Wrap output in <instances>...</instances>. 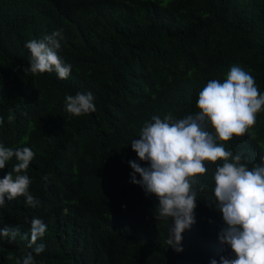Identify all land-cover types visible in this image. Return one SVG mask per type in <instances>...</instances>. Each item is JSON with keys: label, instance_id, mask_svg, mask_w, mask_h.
Returning a JSON list of instances; mask_svg holds the SVG:
<instances>
[{"label": "trees", "instance_id": "obj_1", "mask_svg": "<svg viewBox=\"0 0 264 264\" xmlns=\"http://www.w3.org/2000/svg\"><path fill=\"white\" fill-rule=\"evenodd\" d=\"M57 30L69 77L32 74L25 44ZM234 65L264 94V0H0V144L35 153L21 174L40 201L33 208L22 196L5 198L0 230L17 227L20 234L12 243L0 236V264H22L30 252L35 264L234 259L218 239L225 224L213 177L222 161L205 162L180 252L167 243L173 220L158 218V199L131 182L129 166H150L131 148L145 123L153 116H195L200 91L211 80L223 82ZM77 92L93 94L95 112L66 111L65 97ZM224 147L241 153L249 170L261 163L264 106L249 132ZM16 163L13 157L0 169V180ZM33 218L47 226L36 242L45 246L39 255L36 245L27 246Z\"/></svg>", "mask_w": 264, "mask_h": 264}, {"label": "clouds", "instance_id": "obj_2", "mask_svg": "<svg viewBox=\"0 0 264 264\" xmlns=\"http://www.w3.org/2000/svg\"><path fill=\"white\" fill-rule=\"evenodd\" d=\"M62 39V30H57L41 40L27 42L25 48L31 55L28 71L34 75L54 71L59 79H67L71 65L65 64L58 55ZM94 100L91 92L67 95L66 111L73 116L95 112ZM262 106L264 94L259 91L254 78L234 65L223 82L211 80L200 91L195 116L175 121L171 114L163 119L153 116L143 126L139 139L131 142L139 160L150 162L148 168H142L135 161H129L131 182L156 196L158 218L173 220L167 243L176 252L182 251L179 247L182 233L194 223L197 191L193 189H196L199 177L207 173L205 162L222 161L213 177L216 206L225 224L218 239L230 246L235 258L221 257L220 264H264V156H261L260 164L249 170L241 162V153L233 155L224 147L234 136L242 137L249 132ZM13 118L8 117L9 121ZM207 126L215 135L207 130ZM34 155L29 147L14 149L0 144V169H4L13 157L18 161L0 180V208L4 207L5 198L11 201L22 196L26 205L33 208L40 203L29 193L31 180L21 174L26 173ZM46 229L42 220L32 219L27 246L33 248L36 245L33 251L37 255L44 251L45 246L36 242L44 236ZM19 234L17 227L5 226L0 230V236L8 238L9 243ZM16 264L21 261L17 260ZM22 264H35L31 252L23 258ZM211 264H217L216 260Z\"/></svg>", "mask_w": 264, "mask_h": 264}]
</instances>
